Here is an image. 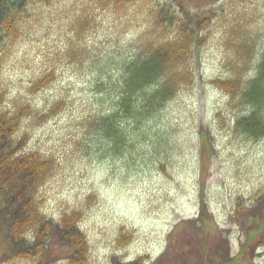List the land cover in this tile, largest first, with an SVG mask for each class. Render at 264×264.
Masks as SVG:
<instances>
[{
	"label": "rangeland",
	"instance_id": "374dc122",
	"mask_svg": "<svg viewBox=\"0 0 264 264\" xmlns=\"http://www.w3.org/2000/svg\"><path fill=\"white\" fill-rule=\"evenodd\" d=\"M102 4L34 7L0 79V113L22 117L9 150L50 160L35 194L55 223L79 212L85 264H232L245 239L238 217L255 213L264 230V0ZM161 5L174 12L165 20L196 29L194 78L151 113L145 85L165 73L151 48L174 34L156 24ZM56 230L47 263L70 264ZM21 241L29 248L35 236ZM251 248L249 264H264V232Z\"/></svg>",
	"mask_w": 264,
	"mask_h": 264
},
{
	"label": "trees",
	"instance_id": "16d2710c",
	"mask_svg": "<svg viewBox=\"0 0 264 264\" xmlns=\"http://www.w3.org/2000/svg\"><path fill=\"white\" fill-rule=\"evenodd\" d=\"M52 1L54 0H0V79L3 74L4 57L13 55L17 41L28 33L24 24H31L40 16L34 7L40 4L47 6ZM134 1L136 0H97V3L111 4L119 8ZM169 12H171L169 6H157L156 24L162 26L165 33L172 29L174 34L170 37L164 36L157 47L154 45L151 48L165 71L164 76L152 79L145 85L149 87L146 101L148 111L151 113L164 106L180 89L191 84L194 78V73L188 65H191L196 29L194 26L189 29L187 23L173 24L172 21L165 20ZM171 15H174L173 11ZM50 78L51 74L45 75L36 82V85L47 84ZM215 83L231 94L236 93L240 86L236 79H216ZM126 93L130 94L129 91ZM21 121L19 113L10 115L0 113V264L14 262L16 258L25 255L26 258L37 259L36 264H48L47 242L55 228L58 229L57 235L70 249V264H85L88 261L89 242L86 234L80 230L79 212L66 214L55 223L45 218L35 194L36 185L44 182L50 173L52 167L50 160L44 158L38 151L13 155L9 150L10 138L20 128ZM200 208L201 216L208 220L210 214L204 200ZM255 215V213L251 215L253 217L251 220H242L238 217L245 239L241 244L240 254L234 256L232 264L241 262L249 264L252 241L259 232H264L257 231L259 222L256 219L258 216ZM27 232L33 233L35 241L31 247L23 248L25 246L21 238ZM143 262L132 264H144Z\"/></svg>",
	"mask_w": 264,
	"mask_h": 264
}]
</instances>
